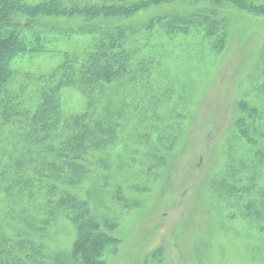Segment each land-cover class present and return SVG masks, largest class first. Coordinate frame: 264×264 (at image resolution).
<instances>
[{
	"label": "rangeland",
	"instance_id": "obj_1",
	"mask_svg": "<svg viewBox=\"0 0 264 264\" xmlns=\"http://www.w3.org/2000/svg\"><path fill=\"white\" fill-rule=\"evenodd\" d=\"M208 5L176 2L128 18L34 21L27 39L37 33L43 48L12 62L7 88L24 117L49 78L58 81L64 63L74 67L97 49L102 32L125 33L137 72L95 91L89 124L101 122L110 141L90 151L74 184L49 150L57 141L38 150L20 142L19 125L4 128L0 248L10 253L7 264H80L71 256L76 228L56 207L67 195L85 202L100 230L118 240L103 264H264V15L225 4L224 37L222 31L205 36L197 27L202 17L186 34L151 23L173 13L190 21ZM61 103L63 119L86 108L73 88L61 91ZM210 182L235 191L223 197Z\"/></svg>",
	"mask_w": 264,
	"mask_h": 264
},
{
	"label": "trees",
	"instance_id": "obj_2",
	"mask_svg": "<svg viewBox=\"0 0 264 264\" xmlns=\"http://www.w3.org/2000/svg\"><path fill=\"white\" fill-rule=\"evenodd\" d=\"M176 2H203L209 5L204 8V12H200L204 16H194L193 20H187L189 15L173 13L169 20L162 16L155 17L152 25L165 27L167 34H186L194 25L191 23L198 22L202 17L203 21L197 27L202 29L205 36L212 37L222 31L224 37L225 4L253 15H264V6L253 5L246 0H100L101 4L80 0H0V144L3 141L4 128L12 127L14 123L19 125L21 143L25 142L42 150L52 140L55 144L57 141V148H49L50 152L63 161L61 168H66L67 174L70 172L65 175L66 181L70 184L78 182L84 173L85 157L91 150L106 146L110 141V131L104 129L101 122L89 124L93 123L91 107L95 101V91L101 90L104 85L118 84L126 78L133 80L137 69L130 68L132 55L123 44L125 33L117 30L102 32L100 40H97V49L74 62V67L64 63L58 69L61 75L58 81L49 78L51 82L39 92L33 112L25 114L24 117L17 96L10 95L7 88L13 78L10 69L12 62L19 56L43 48L37 33H33L32 42L27 39L28 33L34 27V21L40 16L128 18L148 7ZM144 70V67H140V72ZM68 88L78 92L86 108L80 114L63 119L61 91ZM245 107L243 105L240 109L244 111ZM241 122L244 123L243 119ZM244 127L243 134L248 141L250 131L246 125ZM239 128L243 131L241 125ZM211 187L214 191H224L223 197L226 198L231 197L235 191L224 182H213ZM56 204L57 209L63 210L76 228L77 239L71 251L74 262L103 264V255L119 244L118 240L100 230V225L91 217L85 202L67 195ZM259 210L262 213L263 208ZM9 256L8 251L0 248V264H7ZM57 264L65 263L60 261Z\"/></svg>",
	"mask_w": 264,
	"mask_h": 264
}]
</instances>
